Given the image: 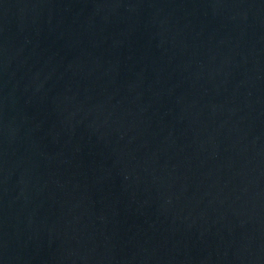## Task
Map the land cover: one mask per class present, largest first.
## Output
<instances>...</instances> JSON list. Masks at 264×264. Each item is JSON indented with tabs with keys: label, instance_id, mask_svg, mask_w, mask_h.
I'll return each mask as SVG.
<instances>
[{
	"label": "water",
	"instance_id": "obj_1",
	"mask_svg": "<svg viewBox=\"0 0 264 264\" xmlns=\"http://www.w3.org/2000/svg\"><path fill=\"white\" fill-rule=\"evenodd\" d=\"M0 264H264V0H0Z\"/></svg>",
	"mask_w": 264,
	"mask_h": 264
}]
</instances>
